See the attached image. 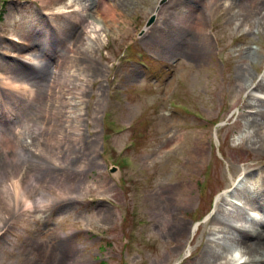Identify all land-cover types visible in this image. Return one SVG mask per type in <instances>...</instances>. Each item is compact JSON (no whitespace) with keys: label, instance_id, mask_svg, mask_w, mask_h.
<instances>
[{"label":"rangeland","instance_id":"obj_1","mask_svg":"<svg viewBox=\"0 0 264 264\" xmlns=\"http://www.w3.org/2000/svg\"><path fill=\"white\" fill-rule=\"evenodd\" d=\"M253 1L83 0L86 10L68 13L55 9L64 0H0V51L12 53L14 33L31 15V26L26 34L21 31L34 43L31 50L41 41L39 48L48 54L37 51L39 58L59 56L55 63L50 59L51 69H65L52 78L49 109L72 84L83 92L71 108L83 115L81 144L33 132L40 122L52 123L45 118L44 101L39 107L33 101L20 106L40 116L23 129L22 140L35 151L50 137L46 148L53 151L36 162L38 156L28 149L24 159L33 161L18 165L8 158L0 164V184L11 185L17 177L18 190L24 184L28 188L19 192L15 218L0 227V264H48L56 254L63 264H190L204 256L205 227H215L210 220L227 194L230 208L236 206L245 217L253 210L261 215L262 209L243 199L245 193L262 192L255 187L264 168V149L245 137L253 129L247 128L251 92L245 87L257 86L264 75V0L249 12ZM91 3L122 12L119 30L104 23L93 36L85 32L86 21L76 25L77 19L90 21ZM187 13L192 18L203 13L210 29L193 54L179 52L176 42L190 29L181 23ZM82 37L89 43L85 58L66 69L67 47L79 45ZM10 64L0 57V70ZM59 149L63 153L57 154ZM21 165L25 178L17 174ZM247 172H252L247 186L232 193ZM46 198L42 205L40 199ZM26 199L36 200L35 211ZM217 216L236 222L229 214ZM218 236L228 247L224 252L219 246L222 253L240 255L242 245ZM38 241L45 245L41 256Z\"/></svg>","mask_w":264,"mask_h":264},{"label":"bare ground","instance_id":"obj_2","mask_svg":"<svg viewBox=\"0 0 264 264\" xmlns=\"http://www.w3.org/2000/svg\"><path fill=\"white\" fill-rule=\"evenodd\" d=\"M54 1L56 2V4H58L62 0ZM82 1L83 0H64V2L61 5L56 6L55 9L58 12L66 11L68 13H80L84 9L86 10V6H82ZM94 1L106 2L110 0ZM210 1L211 3H216L218 0ZM259 2L260 0H254L252 4H249V6L251 5L249 7V12L253 11L255 7H257ZM89 8L90 9L87 10L89 11L88 16L90 21L86 17L85 19L83 18L84 21L83 19L81 21H79V19L75 21L76 25H83L85 21L87 22L86 24H84L86 33L89 32L93 36H95L93 33L95 31V28L98 27L99 29H101L102 24L104 23L110 29L112 27H115L116 31L119 30L120 22L122 21V12H118L116 8L113 7V5L109 4V6L104 5L102 7H97L96 4L91 3L89 5ZM46 9L48 8L45 7L44 10ZM44 10H41L42 15H47L48 12ZM240 10L243 12L240 15H245L246 12H244L241 8ZM260 13H264V10H262ZM189 15V13L182 14L181 23L183 25L190 24V29L188 30V32L184 33V35L182 34L176 41L179 52L184 54L196 53L197 49L200 47V38H203V36H207L210 34V29L207 26V20L205 19L203 13H199L194 18ZM15 17V15L12 16L13 19ZM30 19L31 15L23 17V29L21 31H24L25 34L27 32L26 27L31 26L29 24ZM245 21L246 17L242 18L240 25H242ZM21 31H18L19 33H14L15 38L13 39V42L15 46H12V53L0 51V57H2L4 61L11 60V64L8 65L5 70H0V81L2 82V84H0V164L8 158L14 159V161L18 165H20V162L22 164L25 162H31L33 160H36V162H38L39 160H41V157H47L49 148H46V144H49L50 137H48V139L43 138L42 142L39 141L38 147L35 148V151L29 149V145H31V143L22 140V135H24L25 132L23 129H30L40 120V116L37 111L30 110L28 108L20 109V106H22L23 104L24 107L25 101H33L39 107L41 106V104H43L42 102L44 101L43 108H47L49 106L50 93L52 91V78L56 77L59 73H64L65 70L64 69L61 72L57 69L55 71L52 70L50 59H54V57L49 55L48 57H46V61L41 60L37 54V51H39L40 54H48L45 49L39 48L42 44L41 41L35 44L37 47L33 49V52L31 49L34 46V43H30L27 36L21 34ZM49 35L51 36L52 33L50 32ZM79 43V45H77V43L76 45L73 44L72 46H66L71 51V54L66 57L68 58L66 59V69L70 70L71 68L77 67L78 62L85 58L82 56V53L89 43L88 41H85V37H82V40H80ZM255 54L258 53L255 52ZM21 56L28 57L27 59L21 60ZM7 57H10L11 59H7ZM58 60L59 56L54 59V63ZM97 68L100 69V67ZM95 71L98 72L99 70ZM57 82V80L56 82L53 81V86ZM253 84V82L249 85L246 84L245 87L246 89H250L251 92L249 95L248 103L251 106L249 115L252 120L247 128L251 126L253 128L245 131V135L248 141H250L253 145L259 144L258 148L264 149V75L257 86H253ZM75 85L76 84H72L70 88H68L66 86V82L62 83V89L66 90L68 88L67 92L58 94L52 101L56 102V105L52 103L53 106L50 109L48 107V110L45 113V118H52V123L49 124L40 122L39 128L37 127V125L32 127L33 132L42 130L43 132L51 134V136H59V139H68L71 143H74V141L78 140L81 144L83 136V115L81 112H78L79 109L71 111V108L74 104L75 98H78V100L76 101H81L83 92H80V90L82 89L79 88L80 86L78 83L76 87ZM6 90H12V93H8L6 92ZM77 104L78 102H76V105ZM50 113H52L54 116H50ZM87 143H89V141ZM85 145L82 144L75 152H73V154L75 155L76 152H79L80 149ZM86 147L89 148L88 145H86ZM68 148H71V145H69ZM72 148L75 147L73 146ZM28 149L33 153V156L37 155L38 157L33 160L25 161L24 156L26 155ZM49 151L52 153L53 150L49 149ZM61 153H63L62 149H59L57 154ZM91 154L92 151L87 155L90 156ZM77 156L78 154L75 155V157ZM49 157L55 158L56 156L55 154H53L48 156V158ZM58 157L64 158L65 155H61ZM36 164L37 163L33 162V165ZM23 171V165H21L20 169L17 171V174L21 176ZM22 175L24 177V174ZM251 175L252 172H247L244 178L240 179L239 182V179L236 180L235 182H238V184L235 186V189L232 193L242 191L241 187L245 185L247 186L249 176ZM16 178L17 177H13L12 179H10L11 185L0 184V227L6 219L9 220L11 218H15L14 215L16 211L14 210L22 200L19 193L20 191L16 187L19 182V180H17ZM29 181L31 183H35V178L30 177ZM26 182L28 184V181ZM26 188L27 185L24 184L22 185L21 190L25 191ZM257 189H260L262 192L256 193L254 195L245 193L246 197H244L243 199L248 201H245V203L256 205L258 208L262 209L261 215H257V219L255 220L248 221L246 217L242 213H240L238 209H236V206L233 205L234 207H229V197L227 194V196L221 199L218 212L210 220V223L215 224V227H212L210 229H207V227H205V231L208 232L209 235L206 238L204 256L201 257L198 261L192 260V263L190 264H210L205 263L209 260H211V262L212 260H215L216 262L218 261L222 264H264V168L260 170L258 179L256 180L255 190ZM68 193L72 194L73 191H69ZM40 200L42 205H46L47 202H49L48 198ZM24 203L28 207V203L25 200ZM221 214H229L230 217H233L236 222H232L228 218L221 219L217 216ZM7 215L9 216V218L7 217ZM182 228L185 227L182 226ZM178 232L182 231L178 230ZM219 234L223 235L224 237L230 238L236 243L242 245L243 249L240 251L239 256L237 254H229L230 256L228 254H224V252H228V247L225 243L218 240ZM221 238L222 237L220 236V239ZM36 246L41 256L43 251H45V245H42V241H38L36 243ZM219 246H221V248L223 249V253L219 249ZM242 254H248L250 257H246ZM60 259V255L56 254L55 257H53L51 261L48 262V264H63V260Z\"/></svg>","mask_w":264,"mask_h":264},{"label":"water","instance_id":"obj_3","mask_svg":"<svg viewBox=\"0 0 264 264\" xmlns=\"http://www.w3.org/2000/svg\"><path fill=\"white\" fill-rule=\"evenodd\" d=\"M154 20V17H152L151 22Z\"/></svg>","mask_w":264,"mask_h":264}]
</instances>
